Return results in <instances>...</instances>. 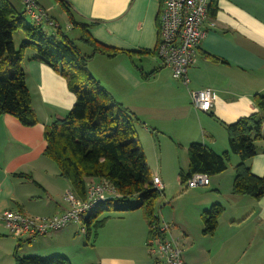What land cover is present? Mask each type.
<instances>
[{"label":"crops","instance_id":"1","mask_svg":"<svg viewBox=\"0 0 264 264\" xmlns=\"http://www.w3.org/2000/svg\"><path fill=\"white\" fill-rule=\"evenodd\" d=\"M8 1L26 16L21 0ZM255 1H217V11L210 15L204 26L206 37L198 49L195 64L189 69L188 86L175 80L172 71L162 66L155 53L161 0H56L62 11L58 14L67 22L65 31L56 15H52L55 8L59 9L54 1L37 0V3L58 25V29H54L49 25L43 26V23L41 27L48 31L44 32L47 36L56 37L59 32L68 36L67 32L77 29L70 24L63 2L76 23L88 26L87 32L93 40L103 47L126 52L115 57L95 55L88 68L110 97L139 119L138 140L152 180L158 177L164 186V202L173 200L174 206L176 199L190 198L193 203L191 211L200 221L204 212L213 206L224 207L215 234H218L220 221L230 213L231 229L235 231L233 239L239 236L247 243L254 264H264V198L256 201L251 197L233 195L239 157L231 155L229 169L210 178L209 187L191 189L186 194L174 191V179L170 176L177 173L180 182L179 173L188 171V148L193 143L206 145L218 154L228 152L225 125L258 111L254 98L264 96V17L251 7L263 12L264 8L261 9ZM80 38L81 35L79 41ZM21 42L19 39L16 44L14 37L16 48ZM35 52L34 47L26 51L23 67L38 124L26 128L11 116L0 119V216L14 211L27 216L53 217L68 209L64 196L72 188L69 181L60 176L56 164L44 156L47 147L45 131L72 110L76 97L65 78L33 59ZM83 54L91 55L92 50ZM210 56L220 61L211 62ZM152 72H155L152 77L144 79V75ZM205 89L216 95L209 113L195 110L191 101V92ZM262 137L263 140L256 144L258 155L249 162L252 173L257 177L264 176V124ZM164 202L157 213L160 219L169 222L168 238L170 235L179 243L176 231L183 229L175 223L176 207L172 209L174 215L168 216L164 212ZM105 217L107 222L98 230L96 238L99 239L108 229L107 242L105 251L95 264H153L154 259L145 248L149 228L140 212L129 216L130 230L137 232V238L128 243L118 242L117 238L123 235L122 239H126L125 233L129 230L124 233L115 228L109 230L108 225L113 218L111 215ZM70 227L36 239L16 238L17 243L21 246L28 242L31 247L40 248L47 258L65 257V249L56 240L71 237ZM2 229L0 221V231ZM183 235V244H188V235ZM52 242L56 243L50 245ZM133 247L137 248V253ZM255 247L262 258L260 263L253 255ZM184 261L186 264H198L190 254Z\"/></svg>","mask_w":264,"mask_h":264},{"label":"trees","instance_id":"2","mask_svg":"<svg viewBox=\"0 0 264 264\" xmlns=\"http://www.w3.org/2000/svg\"><path fill=\"white\" fill-rule=\"evenodd\" d=\"M217 1L214 0L211 5L209 15L216 13ZM61 4L70 24L80 30V41L92 49L91 55H84L75 41L62 32L56 37L47 36L41 26L28 24L24 14L8 0H0V119L11 116L26 128H32L39 122L32 107L23 67L26 51L34 47L36 54L33 59L48 65L65 78L76 97L72 110L46 129L44 156L56 164L60 176L69 181L81 200H86L90 182L109 183L119 195L99 204L83 220L86 233L89 236L93 226L96 235L104 227L108 218L99 220L104 213L142 211L150 236L152 227L159 231L162 225L157 205L163 192L154 186L138 140L140 121L110 97L88 68L95 55L115 57L126 52L101 46L89 36L88 26L76 23L70 9L63 2ZM18 31L25 34L26 40L16 48L14 35ZM209 60L220 61L213 56ZM155 72L144 75V79H149ZM254 102L258 110L256 113L225 125L228 152L218 154L201 143L189 146L188 171L179 173L181 186L184 187L195 174L212 178L225 173L231 155H235L240 162L235 167L233 195L251 197L256 201L264 198V176H255L249 165L258 155L256 144L263 140L264 96H256ZM223 212L219 205L204 212V235H215ZM18 248L14 254L16 264H70L63 257H20Z\"/></svg>","mask_w":264,"mask_h":264},{"label":"built area","instance_id":"3","mask_svg":"<svg viewBox=\"0 0 264 264\" xmlns=\"http://www.w3.org/2000/svg\"><path fill=\"white\" fill-rule=\"evenodd\" d=\"M162 8L158 19L157 57L164 68L172 71L173 78L188 86V72L195 64L197 52L202 45L206 32L205 24L210 19V9L214 0H161ZM25 14L31 21L41 26L47 23L54 29L58 25L51 21L37 0H21ZM192 105L199 112L212 111L216 95L210 89L193 91ZM153 183L159 192L164 191L160 178L154 177ZM211 184L205 174H195L186 184L187 190L206 188ZM119 197L109 183H91L87 189L86 200H80L71 189L66 192L64 200L68 209L53 217L27 216L20 212L7 211L0 216V221L8 233L15 238L36 239L55 234L72 224H82L99 204ZM168 224L161 225L147 240V249L154 259L153 264H186L179 243L168 238ZM83 232L86 230L83 228Z\"/></svg>","mask_w":264,"mask_h":264},{"label":"rangeland","instance_id":"4","mask_svg":"<svg viewBox=\"0 0 264 264\" xmlns=\"http://www.w3.org/2000/svg\"><path fill=\"white\" fill-rule=\"evenodd\" d=\"M53 1H54L55 6L59 8V5L58 3H56V0H53ZM255 2H257V4L260 6L261 9L264 8V0H256ZM251 8L256 13L264 17V12L261 11L259 8H256V7L254 8L251 7ZM59 12L61 14L62 12L61 9L55 8V12L53 11L54 14L52 15H54V17L56 15L55 17L56 20L58 21V23L62 26L63 30L65 31L67 22L63 20L62 18H60V15L58 14ZM24 19L28 24L33 23L27 15L24 16ZM43 26H48V24L44 23ZM44 32L46 33L48 31L44 29ZM67 33H68V36L73 41H75V43L78 45V47L81 49L83 53L87 54L91 52L92 49L84 46V44L78 40V37H80L81 35L78 28L72 32H67ZM14 37H15L16 44L18 43L19 39L22 40L18 48L22 45V43L26 39V38L24 39V35L23 33H21V31L16 32ZM7 72H10L8 68H7ZM153 161L154 160H152V162ZM170 176L171 178L174 179V183H175L174 191L178 190L179 193L181 192L184 194L191 192V190H187L186 185L184 187L181 186L180 182L177 179L178 178L177 173H175L174 175H170ZM164 201H165V197L162 196L157 205L158 211H159V207L163 204ZM192 204L193 203L190 198H183L180 200L176 199L174 206H173V200L166 201L165 206H163V208H165L164 212L168 216L174 215L172 209L173 207H176L175 223L179 228L183 229V230H177L176 233L180 239L179 245L182 249V255L184 259L186 256L190 254L192 258H194V260L198 264H254V261H251L252 254L249 252L247 243H245V241L240 240L239 236L233 239L235 235V231L231 229L230 213L225 215L224 218L220 221V227L218 229L217 235L216 234L214 236L204 235L203 233L204 224L202 221L198 219L199 217L195 218L193 210L191 211V208H190ZM226 207L229 208L227 205ZM137 212H140L143 215L142 211H137ZM131 213H134V212L104 213L100 216L99 220L103 219L104 216L106 215H111L113 219L112 221H110L111 223L109 222V225H108L109 230L115 228V229L121 230L122 233H124L125 230H129L125 233L126 239H122L123 235L117 238L118 242L128 243L132 241L133 238L135 240L137 238V232L135 230H130L129 216ZM87 217L88 215L85 216V218ZM119 218H122V219H119ZM160 222L162 225L169 224V222H167L166 220H163V218L160 219ZM2 227H3V224H2ZM120 228H123V229H120ZM70 230L72 231L71 237L69 236L66 238L65 237L58 238L56 240L57 242H59L58 244H60L61 247L65 249L63 250L64 251L63 253H66L65 254L66 256L63 258L69 260L70 264H95L100 254L105 251L104 244H106L107 242L106 232L108 229L103 231L99 239L96 238L95 230L93 226L91 228L89 236H88V233L83 232V226L81 224H72L70 227ZM183 233H186V235H188V244L187 243L183 244V241H182V238H184ZM170 237L171 236L169 235V238ZM74 238L76 240H74ZM17 241L18 239L11 236L8 233V231L5 229V227H3V229L0 231V264H16L14 254H15L16 249L19 246ZM54 243L56 242H52V244L50 245H54ZM31 245L32 244H29L28 242H24L20 246V248H18V253L20 257H29V258L37 257L40 259H51L53 257H59V256H53L51 258H47L46 256H44V254H42L40 248L31 247ZM135 245L137 246V243ZM145 245H146L145 248L147 249V243H145ZM133 248H134L133 251L137 253L138 251L137 248L135 247ZM253 255L257 259V261L260 263L262 258L257 252L256 247L253 250Z\"/></svg>","mask_w":264,"mask_h":264}]
</instances>
